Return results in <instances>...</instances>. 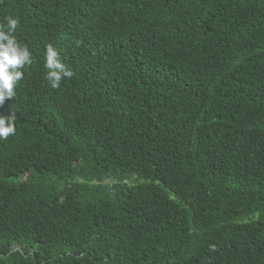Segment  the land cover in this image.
<instances>
[{
  "label": "trees",
  "instance_id": "trees-1",
  "mask_svg": "<svg viewBox=\"0 0 264 264\" xmlns=\"http://www.w3.org/2000/svg\"><path fill=\"white\" fill-rule=\"evenodd\" d=\"M31 55L0 139V264H264V0H0ZM73 72L52 89L46 46Z\"/></svg>",
  "mask_w": 264,
  "mask_h": 264
},
{
  "label": "clouds",
  "instance_id": "clouds-1",
  "mask_svg": "<svg viewBox=\"0 0 264 264\" xmlns=\"http://www.w3.org/2000/svg\"><path fill=\"white\" fill-rule=\"evenodd\" d=\"M5 19L6 24L0 25V106L6 100L13 99L15 87L23 79L21 70L32 62L28 49L21 47L14 36L19 27L18 20L12 17ZM45 68V79L54 90L60 87L62 79L73 77V72L60 62L59 54L51 44L46 46ZM15 120L14 113L8 117H0V139L7 140L9 136L15 135Z\"/></svg>",
  "mask_w": 264,
  "mask_h": 264
}]
</instances>
